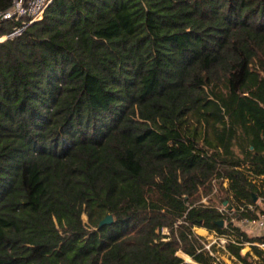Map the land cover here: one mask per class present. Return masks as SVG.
Segmentation results:
<instances>
[{"label": "trees", "instance_id": "16d2710c", "mask_svg": "<svg viewBox=\"0 0 264 264\" xmlns=\"http://www.w3.org/2000/svg\"><path fill=\"white\" fill-rule=\"evenodd\" d=\"M263 176L264 0H54L0 43V264H214L195 228L248 237L202 200Z\"/></svg>", "mask_w": 264, "mask_h": 264}, {"label": "built area", "instance_id": "2783aa9c", "mask_svg": "<svg viewBox=\"0 0 264 264\" xmlns=\"http://www.w3.org/2000/svg\"><path fill=\"white\" fill-rule=\"evenodd\" d=\"M53 2L54 0H12L10 8L4 12H0V22L11 21L13 23H17L18 25L16 24L13 31L0 37V41H5L7 39H13L20 36L31 24L43 18L46 9ZM226 182L227 181L224 182L225 186H227ZM253 183L258 186L259 191L262 193V196H260L259 198V202H264V176L254 179ZM202 204L207 205L205 199L202 200ZM226 206L227 205L222 206L221 209H218V211L222 215H228L229 217L233 216L235 214L233 209H228ZM239 209L242 212H248V210L251 212H255L256 206L247 205L242 206ZM241 222L243 225L242 227H245L247 229H252L254 227L252 230H250L252 232L251 238L245 240L242 235L238 236L234 234L235 231H231V233L227 234H220L216 231H212L216 236V240L213 241V243L211 242V244H206L204 243L203 238L195 233L202 245V248L199 250V252L203 251L211 256L214 259V264H219L217 263L218 259L215 256V252L218 247L220 248V250L225 251L232 257L236 258L229 252V244H232L236 247H241V252L246 246L258 248L259 250H262L264 252V213L259 214L257 218H246ZM231 225L236 227L234 223H232ZM240 230L242 233L247 235L246 231H243L242 229ZM194 262H190L188 264H198Z\"/></svg>", "mask_w": 264, "mask_h": 264}, {"label": "rangeland", "instance_id": "374dc122", "mask_svg": "<svg viewBox=\"0 0 264 264\" xmlns=\"http://www.w3.org/2000/svg\"><path fill=\"white\" fill-rule=\"evenodd\" d=\"M1 42H3V41H0V43ZM224 187L227 188V186H225V185H224ZM218 192H219L218 191V187H216L214 192L211 194V196L204 197V199L206 200V204L207 205H211V206L216 207L217 209H221L222 204L220 202L221 201L220 197H223L224 195L223 194L219 195ZM210 199H212L211 202H210ZM239 210H240L239 208H235V215L231 216L232 218H230V219L229 218L226 219L225 226L223 228H224V230H227V228L229 227V224L230 223L231 224L234 223V225L236 227H239L243 231H246V233L248 235V238H251V233L252 232L250 231V229L242 227L243 226L242 222H241L242 219L239 218V216H238V215H240L242 213V211L241 210L239 211ZM253 214H256V216H258L260 214V211L259 212L256 211ZM83 220H84L85 223L88 221L86 215L83 216ZM194 231H195V233L197 235H199V236H201L203 238V241L206 244H211V242L213 243V241L216 240V236L214 235V233L213 232H209V231H207L204 228H202V229L195 228ZM241 254H242L243 257H247V261L249 263L256 264V261H257L258 258L255 255L254 247H250V246L244 247L243 251L241 252ZM178 255L184 260L185 263H190V262L187 261L188 258L191 260V262H194L192 258H190L189 256L185 255L182 252H179ZM215 256L217 257V259L219 261V262L217 261V263H219V264H244V263L240 262L238 259H236V258L232 257L231 255H229L227 252L220 250L219 247L216 249Z\"/></svg>", "mask_w": 264, "mask_h": 264}, {"label": "crops", "instance_id": "0c3cea01", "mask_svg": "<svg viewBox=\"0 0 264 264\" xmlns=\"http://www.w3.org/2000/svg\"><path fill=\"white\" fill-rule=\"evenodd\" d=\"M226 185H227V187H228V181L226 182ZM256 188H257V190H258V194L257 195H255L256 197H257V200L256 201H254L252 204H248V205H252V206H256V210H255V212L257 211V212H259L260 211V214L261 213H264V202H259V198H260V196H262V193L259 191V189H258V186H256ZM225 205H227V204H223L222 206H225ZM242 207V206H241ZM240 208V207H239ZM229 209H232V208H229ZM233 211L235 212V208L233 209ZM262 211V212H261ZM252 213H254V212H252ZM239 216V215H238ZM232 218V217H231ZM246 218H248V217H246ZM245 217L244 218H242V220H244V219H246ZM227 219V218H226ZM249 219H253V218H249ZM241 220V221H242ZM226 221V220H225ZM225 221H224V226H225ZM231 224V223H230ZM229 224V225H230ZM239 228V227H238ZM254 228V227H253ZM252 228V229H253ZM200 229H202V228H200ZM240 229V228H239ZM251 228H250V230H252ZM207 230V229H206ZM208 231V230H207ZM210 232V231H209Z\"/></svg>", "mask_w": 264, "mask_h": 264}, {"label": "water", "instance_id": "95a60500", "mask_svg": "<svg viewBox=\"0 0 264 264\" xmlns=\"http://www.w3.org/2000/svg\"><path fill=\"white\" fill-rule=\"evenodd\" d=\"M257 200V197L254 196V201ZM226 204V203H225ZM114 222V218L112 215H108L105 219H103L100 223H99V227L98 229H101L103 228L104 226H107V225H111L113 224ZM218 226H220L221 228L224 227V220H221L219 222H217Z\"/></svg>", "mask_w": 264, "mask_h": 264}, {"label": "bare ground", "instance_id": "6f19581e", "mask_svg": "<svg viewBox=\"0 0 264 264\" xmlns=\"http://www.w3.org/2000/svg\"><path fill=\"white\" fill-rule=\"evenodd\" d=\"M188 262H191V260L188 258V260H187Z\"/></svg>", "mask_w": 264, "mask_h": 264}]
</instances>
